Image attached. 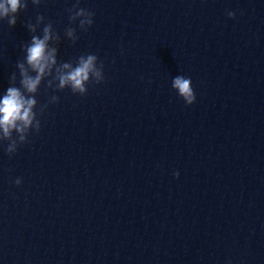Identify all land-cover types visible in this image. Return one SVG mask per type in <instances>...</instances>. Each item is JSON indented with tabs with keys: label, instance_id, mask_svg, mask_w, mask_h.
I'll list each match as a JSON object with an SVG mask.
<instances>
[{
	"label": "water",
	"instance_id": "1",
	"mask_svg": "<svg viewBox=\"0 0 264 264\" xmlns=\"http://www.w3.org/2000/svg\"><path fill=\"white\" fill-rule=\"evenodd\" d=\"M75 2L0 19V98L38 14L59 62L94 53L105 76L85 95L45 78L39 132L0 141V264H264V0H80L87 31Z\"/></svg>",
	"mask_w": 264,
	"mask_h": 264
},
{
	"label": "clouds",
	"instance_id": "2",
	"mask_svg": "<svg viewBox=\"0 0 264 264\" xmlns=\"http://www.w3.org/2000/svg\"><path fill=\"white\" fill-rule=\"evenodd\" d=\"M32 4L39 5L41 0H31ZM80 0H76L71 9H68L70 22L79 20V28L87 31L93 24L94 13L87 8L79 6ZM28 0H0V19H7L10 26H15L17 13L26 9ZM229 17H234L235 13L228 11ZM45 21L42 14H38L36 22L28 23V30L33 33L30 42L22 45L26 55L24 60L17 62L20 75V87L9 86L5 94L0 98V141H8L5 151L11 157L17 151L19 145L28 142L31 130L39 132L41 120L38 118L47 108L48 104H42L37 111L38 100L36 98L42 82L47 77L46 87L63 90L70 88L73 94L85 95L89 84H99L104 79L103 61H100L96 54L86 53L78 59L67 62L57 60L60 35L53 28L51 21L44 24L42 37L36 35L37 28ZM64 35L73 43L78 39L76 29L71 24L65 28ZM34 75L29 74V72ZM10 81L15 83L16 73H12ZM54 81L58 83L54 84ZM172 87L177 90L180 97L186 104H192L196 100L195 92L192 88L190 78L183 75L176 76L172 82ZM59 96L52 95L48 103H56ZM13 132L18 134L13 138ZM177 177L179 172L174 173ZM16 184L21 183L17 178Z\"/></svg>",
	"mask_w": 264,
	"mask_h": 264
}]
</instances>
